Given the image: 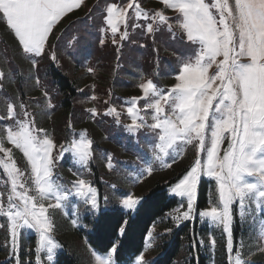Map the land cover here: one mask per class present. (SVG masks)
<instances>
[{
	"label": "rangeland",
	"instance_id": "rangeland-1",
	"mask_svg": "<svg viewBox=\"0 0 264 264\" xmlns=\"http://www.w3.org/2000/svg\"><path fill=\"white\" fill-rule=\"evenodd\" d=\"M95 1L97 3L98 0H80L79 6H73L70 11L62 14L53 24L40 56L24 53L6 20L0 18V147L10 153L6 155L0 151V208L7 209L10 204L22 207L21 201L17 199L21 192L35 197L46 208L48 204L56 203L54 197L40 201L28 158L21 148L8 140L9 129L18 132L21 121L30 122L29 126L34 130L32 134L39 139L52 140L53 156L58 157L62 151L65 153L63 159H56L51 169L52 179L63 190L72 193L60 201L61 207L47 208L46 214L52 224L48 235L56 245L51 253L47 251L46 242L40 241L39 232L28 229L23 220L18 222L21 227L16 246L13 247L9 221L6 216L0 215L8 233L6 236V232L0 231V240L7 241L0 259H11V264H28L30 261L33 264H58V255L66 251L76 257V264H96L93 251L99 252L85 240V217L96 219L100 212L115 207L123 208L133 215L145 192L156 184L170 183L172 179L176 180L166 186L167 194L181 202L168 211L167 216L176 225L185 221L181 213L187 211V199L175 195L172 189L195 164L198 153L199 157H204L206 153L199 149L200 142L196 139L191 143L178 141L173 148L160 151L158 145L161 142L158 137L143 126L155 122L152 119L154 110L146 105L158 97H145L139 85L151 80L158 89H170L176 83L175 75L182 64H195L200 46L187 41L180 27L182 17L178 20L179 13L165 7L162 0H104L94 6ZM130 2L138 4L140 10L147 12L149 17L154 12H162L167 18V24H154L160 30L149 33L147 26L153 20L144 16L137 17L133 8L128 12L127 28L125 21L119 20L118 32L113 36L104 22L103 13L109 4H116L119 8L126 7ZM205 2L212 4L215 0ZM229 3L234 6L235 0H229ZM212 12L216 15V9H212ZM86 15L89 17L84 20ZM134 24L140 27H133ZM125 32L128 38L121 40ZM241 62L246 63L247 59L241 58ZM52 68L67 75L78 89L69 117H64L62 112V109L67 108L60 100L64 94L61 90L60 94L54 91V82L58 79L52 75ZM215 71V65L208 69L209 74ZM133 98L139 99L133 104ZM9 107L12 108L11 116ZM129 107L134 108L135 115L128 113ZM109 108H114L115 112L106 115ZM90 109H95L97 114L93 116L88 111ZM166 111L171 113L172 108L166 106ZM25 112L28 116H25ZM212 114L213 110H210L209 119L205 122V139L209 147ZM140 117H143V121ZM134 118L142 126L130 133L128 126L133 124ZM81 140L90 142V156L86 163L80 162L75 155V145ZM228 144L229 134L225 133L220 144L221 156ZM14 178L17 180L15 192L12 184ZM78 178L84 179L87 186L96 189L97 207L93 208L84 197L75 195L72 182ZM245 179L254 182L252 177ZM202 180L207 181V190L213 188V194H209L207 206L200 211L210 210L218 204L215 180L202 175L198 181V193ZM127 196L138 200V204L131 210L123 204ZM263 206L264 199L246 200L243 205L235 201L231 205V251L228 233L224 231L223 225L212 223L206 218L213 226H221L231 264H236L237 259L241 264H264V220L259 222L256 219ZM195 214L196 209L189 219L193 220ZM235 217L238 218L239 226L236 236ZM159 226L152 225L144 249L137 255H142L143 260L135 258L133 264H151L159 254V238H156ZM251 235L257 236L259 244L256 250H253L256 247L254 241H249ZM106 253L99 254L105 256ZM112 264H117L114 257Z\"/></svg>",
	"mask_w": 264,
	"mask_h": 264
},
{
	"label": "snow or ice",
	"instance_id": "snow-or-ice-1",
	"mask_svg": "<svg viewBox=\"0 0 264 264\" xmlns=\"http://www.w3.org/2000/svg\"><path fill=\"white\" fill-rule=\"evenodd\" d=\"M162 3L179 13L177 19L182 17L180 27L187 41L198 43L200 47L195 64L183 63L175 75L176 83L170 89H158L151 80L139 85L145 97H158L146 105L154 110L152 119L155 122L143 126L158 137L161 152L173 148L178 141L191 143L194 139L199 140V149L206 155L199 157L198 153L195 164L176 183L172 192L186 197L187 211L181 215L184 220H188L196 207L201 176L214 179L218 186V204L210 210L200 211L199 216L223 225L224 231L228 233L231 251V205L235 201L243 205L246 200L264 199V0H235L234 6L229 0H215L212 4L205 0H162ZM79 4L80 0H0V18L6 20L24 53L40 56L53 24L62 14ZM133 8L137 17L153 20L147 26L149 33L160 30L154 24H167L162 12H154L149 17L147 12L140 10L138 4L130 2L126 7L119 8L116 4H109L103 19L113 36L118 32L119 20H124L127 28L128 12ZM212 9H216V15ZM133 27L140 25L134 24ZM127 38L126 32L120 37L121 40ZM113 43L116 41L113 40ZM241 58H246L247 62H241ZM213 65L216 71L209 74L208 69ZM138 99L133 98L132 103ZM166 106L172 108L171 113L166 111ZM210 110H213V123L209 147L205 139V122L209 119ZM88 111L93 116L97 114L95 109ZM127 111L135 115L133 107ZM113 112L115 109L109 108L105 114L111 115ZM9 114H12L11 107ZM25 116H28L27 112ZM140 119L143 121V117ZM29 124L21 121L18 132L9 129L8 140L21 148L28 158L40 201L54 197L56 203L48 204L47 208H59L60 201L72 193L54 183L51 169L56 159H63L65 153L62 151L58 157L53 156L52 140L39 139L33 135L34 130ZM141 126L134 118L128 131L136 132ZM225 133L229 134V144L221 156L220 144ZM89 143L81 140L75 145V155L82 163H86L90 156ZM0 151L10 155L7 149L0 147ZM172 161H175V157ZM148 171L150 173L151 169ZM245 177L254 178V182H249ZM12 184L15 192V178ZM72 185L76 196L84 197L93 208L97 207L95 188L87 186V182L79 178ZM17 199L21 201L22 207L10 204L7 209L0 208V215L6 216L9 221L13 247L16 246L21 227L18 222L23 220L24 226L39 232L40 241L46 242L47 251L51 253L56 245L48 235L52 224L46 214L47 208L26 192L19 193ZM123 204L131 210L138 200L127 196ZM126 229L125 223L119 233L123 235ZM119 248L118 243H113L105 256L93 251L96 264H112ZM136 259L143 260V256H137ZM236 264H241V261L237 259Z\"/></svg>",
	"mask_w": 264,
	"mask_h": 264
},
{
	"label": "trees",
	"instance_id": "trees-1",
	"mask_svg": "<svg viewBox=\"0 0 264 264\" xmlns=\"http://www.w3.org/2000/svg\"><path fill=\"white\" fill-rule=\"evenodd\" d=\"M103 1L98 0L97 3ZM97 3L95 1L93 5L98 6ZM88 17L89 15H86L84 20H87ZM51 73L58 79L54 82L56 84L53 86L54 91L60 94L61 90L64 94V98L60 99L61 104L67 107L62 109L63 115L64 117L70 116L72 102L78 94V89L73 85V81L59 70L52 68ZM175 180L172 179L170 183ZM170 183L156 184L145 192L133 215L123 208L115 207L100 212L96 219L86 216L87 229H83L86 242L99 253L108 252L113 243H118L120 248L114 255L115 262L117 264H133L136 256L144 249L150 228L153 224H159V228L156 229V238H159L157 247L159 246L160 252L151 264H231L228 259L226 237L221 226H213L206 218L202 219L198 214L201 209L207 206L209 194H213V188L210 187L207 190V181L202 180L194 219H188L176 225L174 220L167 216V212L176 208L181 201L167 194L166 186ZM256 219L259 222L264 220V206L260 214L256 215ZM3 221L4 219L0 218V231L6 232V225ZM235 221L236 236L239 227L238 218L235 217ZM125 223L127 229L121 235L119 229ZM6 236H8L7 232ZM249 238H251L249 241H254L256 247L253 250H256L259 244L257 236L251 235ZM5 242L7 241L0 240V258L4 253V247H6ZM57 262L58 264H76V257L66 251L58 255ZM246 263L253 264L252 262ZM0 264H11V259H0ZM28 264H33V262L30 261Z\"/></svg>",
	"mask_w": 264,
	"mask_h": 264
}]
</instances>
